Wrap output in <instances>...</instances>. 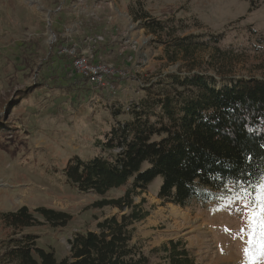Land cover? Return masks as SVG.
<instances>
[{
	"label": "rangeland",
	"instance_id": "374dc122",
	"mask_svg": "<svg viewBox=\"0 0 264 264\" xmlns=\"http://www.w3.org/2000/svg\"><path fill=\"white\" fill-rule=\"evenodd\" d=\"M137 1L151 21L174 30L145 29L131 14ZM186 37L201 47L177 51L173 41ZM74 47L88 50L94 61L128 70V77L117 81L114 92L94 91L74 74L69 54L60 53ZM194 73L216 80L218 87L264 80V0H0V212L47 207L70 213L65 229L26 231L38 235V247L54 250L59 261L67 257L74 233L95 231L98 222L126 213L96 208V195L73 191L62 176L73 156L100 154L95 142L110 122L101 104L116 96L120 104L139 101L159 79ZM129 119L123 114L115 123ZM161 184L157 180L149 192L134 196L136 204L146 200L150 215L134 225L133 243L155 251L152 264H170L165 248L177 240L197 264H246L241 213L214 211L216 202L196 209L162 205L155 196ZM9 235L0 223V245Z\"/></svg>",
	"mask_w": 264,
	"mask_h": 264
},
{
	"label": "trees",
	"instance_id": "16d2710c",
	"mask_svg": "<svg viewBox=\"0 0 264 264\" xmlns=\"http://www.w3.org/2000/svg\"><path fill=\"white\" fill-rule=\"evenodd\" d=\"M131 14L154 34L174 30L151 21L141 1ZM172 44L185 52L202 45L194 37ZM167 78L170 82L159 79L145 89L139 101L120 104L116 96L102 103L110 122L95 142L100 154L93 159L75 155L62 169L73 191L99 198L96 208L126 213L98 222L95 231L74 233L67 240L68 256L59 261L54 250L38 247V235L26 231L65 229L73 220L70 213L47 207L2 211L0 223L10 235L1 242L0 264H152L155 251L149 254L133 243L134 225L150 215L146 200L136 204L134 196L149 192L160 180L155 196L162 205L196 209L215 203L231 179H259L264 171V80L218 87L216 80L201 74ZM121 114L130 119L115 123ZM120 189H125L122 196L110 198ZM165 251L170 264H197L182 240L170 241Z\"/></svg>",
	"mask_w": 264,
	"mask_h": 264
},
{
	"label": "snow or ice",
	"instance_id": "6c2138e0",
	"mask_svg": "<svg viewBox=\"0 0 264 264\" xmlns=\"http://www.w3.org/2000/svg\"><path fill=\"white\" fill-rule=\"evenodd\" d=\"M223 189L214 197V211L241 213L242 222L247 226L240 230L247 237V246L243 249L246 264H261L264 260V171L255 183L237 177L224 184Z\"/></svg>",
	"mask_w": 264,
	"mask_h": 264
},
{
	"label": "built area",
	"instance_id": "2783aa9c",
	"mask_svg": "<svg viewBox=\"0 0 264 264\" xmlns=\"http://www.w3.org/2000/svg\"><path fill=\"white\" fill-rule=\"evenodd\" d=\"M74 47L69 51L61 49V55L64 53L69 54L72 58L71 64L74 74L81 75L88 80V83L103 91L114 92L116 91L117 81H121V77H128V70H118L115 66H111L107 63L94 61V56L84 50V52H77Z\"/></svg>",
	"mask_w": 264,
	"mask_h": 264
},
{
	"label": "crops",
	"instance_id": "0c3cea01",
	"mask_svg": "<svg viewBox=\"0 0 264 264\" xmlns=\"http://www.w3.org/2000/svg\"><path fill=\"white\" fill-rule=\"evenodd\" d=\"M166 259H167V257H165ZM168 262H169V260H168ZM170 263V262H169Z\"/></svg>",
	"mask_w": 264,
	"mask_h": 264
}]
</instances>
